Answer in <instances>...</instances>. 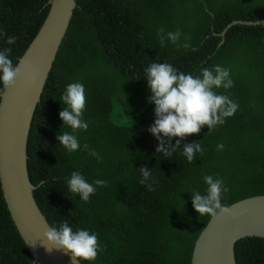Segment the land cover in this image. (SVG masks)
<instances>
[{"label":"trees","instance_id":"obj_1","mask_svg":"<svg viewBox=\"0 0 264 264\" xmlns=\"http://www.w3.org/2000/svg\"><path fill=\"white\" fill-rule=\"evenodd\" d=\"M49 1L0 0V30L18 38L8 45L0 36V50L12 49L14 65L42 27ZM75 1L29 134L34 198L50 226L67 220L73 231L97 234L104 250L81 264H190L211 219L199 216L191 199L195 191L206 194L205 175L224 179L229 192L222 194V204L264 196V26L234 25L223 38L218 35L232 21L264 20V0ZM160 28L165 34L180 30V44L190 37L191 49L167 39L161 47ZM152 63L193 76L216 65L230 70L234 86L214 91L229 96L238 110L210 134L205 126L184 138L183 143L202 141L203 155L196 153L191 163L182 154L183 143L171 156L156 153L158 141L147 131L155 120L145 71ZM75 82L85 87L83 119L89 127L77 131L81 148L69 153L56 136L72 131L63 127L59 112L66 86ZM116 110L133 122H115ZM84 143L102 160L85 151ZM145 165L158 181L154 191L140 183ZM73 171L90 184L105 180L107 187H96L84 202L68 189ZM234 253L236 264H264V239L240 240ZM0 264H36L12 220L1 181Z\"/></svg>","mask_w":264,"mask_h":264},{"label":"clouds","instance_id":"obj_2","mask_svg":"<svg viewBox=\"0 0 264 264\" xmlns=\"http://www.w3.org/2000/svg\"><path fill=\"white\" fill-rule=\"evenodd\" d=\"M159 42L164 46L165 40L171 41L178 47L191 49L190 37H185V42L180 44L181 32H167L163 28L158 29ZM0 36L7 37L8 45L15 44L16 36H9L0 30ZM12 49L0 50V98L7 95L8 91L15 87L16 82L24 78L19 63L13 64L9 58ZM146 71L147 84L151 92L149 104L155 105L154 123L147 131L158 141L156 153L171 156L183 143L184 138L199 134L203 127L209 129L208 134L216 125H223L225 119L232 117L238 110L239 105L227 95L217 94L214 89L223 87L225 90L234 86L230 78V70L220 65L212 69L202 68L201 74L193 76L191 73L178 72L171 64L152 63ZM65 105L59 112L63 127L68 126L72 131L62 132L56 136L57 141L69 152H75L81 148L77 131H87L89 122L83 119L86 105L85 87L82 83L75 82L66 86L61 96ZM178 137L175 146L172 138ZM183 155L189 163L193 162L196 153L203 155L202 141L183 143ZM83 149L98 161L102 157L95 150H90L87 143ZM224 145L218 144L217 149L223 150ZM142 179L140 183L149 191H154V184L158 183L153 177L151 170L145 165L139 169ZM207 185L206 194L195 191L191 194L192 206L199 216L209 215L212 220L225 216H231L232 206L222 204V194L229 192L224 179L217 176L205 175L203 177ZM151 181V182H150ZM108 182L97 179L92 184L88 183L79 171H73L67 181L71 193L77 194L80 200L87 202L95 193L96 187H107ZM41 246L48 253L53 250H62L70 255L72 264H81V261H95L103 246L98 243L96 233H90L85 229L73 231L67 220H64L57 228L49 226L39 238Z\"/></svg>","mask_w":264,"mask_h":264},{"label":"water","instance_id":"obj_3","mask_svg":"<svg viewBox=\"0 0 264 264\" xmlns=\"http://www.w3.org/2000/svg\"><path fill=\"white\" fill-rule=\"evenodd\" d=\"M49 13L24 55L19 59L24 78L0 100V181L4 199L20 236L36 264H72L62 250L48 253L39 238L50 224L34 198L35 186L27 166L32 121L54 65L59 46L76 7L75 0H50ZM264 26V20L232 21L231 26ZM223 40L221 41V43ZM220 43V45H221ZM231 216L209 220L196 240L190 264H236L234 247L248 238L264 239V196L232 205Z\"/></svg>","mask_w":264,"mask_h":264},{"label":"rangeland","instance_id":"obj_4","mask_svg":"<svg viewBox=\"0 0 264 264\" xmlns=\"http://www.w3.org/2000/svg\"><path fill=\"white\" fill-rule=\"evenodd\" d=\"M113 119L119 124H131L133 121L122 114L120 110H116L113 113Z\"/></svg>","mask_w":264,"mask_h":264}]
</instances>
